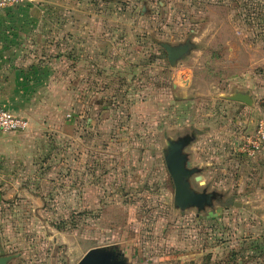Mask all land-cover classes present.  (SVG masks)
Here are the masks:
<instances>
[{"label":"rangeland","instance_id":"1","mask_svg":"<svg viewBox=\"0 0 264 264\" xmlns=\"http://www.w3.org/2000/svg\"><path fill=\"white\" fill-rule=\"evenodd\" d=\"M190 43L171 63L161 43ZM249 93L251 104L232 100ZM0 257L264 264V0H39L0 10ZM213 208L180 210L168 138Z\"/></svg>","mask_w":264,"mask_h":264},{"label":"water","instance_id":"2","mask_svg":"<svg viewBox=\"0 0 264 264\" xmlns=\"http://www.w3.org/2000/svg\"><path fill=\"white\" fill-rule=\"evenodd\" d=\"M161 45L167 49L171 55L170 60L175 63V58L180 59L191 51L190 43L182 45H172L168 42H162ZM232 100L242 101L248 104L253 102L249 93L238 92L229 96ZM195 136L186 134L176 139L168 138L165 149V159L169 172L175 184V206L180 210L188 208H197L203 211L207 208H213L218 198L217 191H209L206 188L197 190L192 185V177L201 183L202 176L199 175L201 168L193 166L186 147L191 145ZM13 255L0 257V264H7ZM77 264H132L117 246L105 245L89 249Z\"/></svg>","mask_w":264,"mask_h":264},{"label":"built area","instance_id":"3","mask_svg":"<svg viewBox=\"0 0 264 264\" xmlns=\"http://www.w3.org/2000/svg\"><path fill=\"white\" fill-rule=\"evenodd\" d=\"M39 0H0V10L22 4H35ZM30 127L27 116L16 114L5 106L0 105V135L10 132L26 131Z\"/></svg>","mask_w":264,"mask_h":264},{"label":"flooded vegetation","instance_id":"4","mask_svg":"<svg viewBox=\"0 0 264 264\" xmlns=\"http://www.w3.org/2000/svg\"><path fill=\"white\" fill-rule=\"evenodd\" d=\"M182 45V44H181ZM169 52V51H168ZM170 55H171V53L169 52V60H170ZM175 59V61H177L178 60V58H176V57H174ZM182 58V57H181ZM170 62L172 63V61L170 60ZM187 148V147H186Z\"/></svg>","mask_w":264,"mask_h":264},{"label":"crops","instance_id":"5","mask_svg":"<svg viewBox=\"0 0 264 264\" xmlns=\"http://www.w3.org/2000/svg\"><path fill=\"white\" fill-rule=\"evenodd\" d=\"M21 115V114H20Z\"/></svg>","mask_w":264,"mask_h":264},{"label":"trees","instance_id":"6","mask_svg":"<svg viewBox=\"0 0 264 264\" xmlns=\"http://www.w3.org/2000/svg\"><path fill=\"white\" fill-rule=\"evenodd\" d=\"M9 109V108H8Z\"/></svg>","mask_w":264,"mask_h":264}]
</instances>
